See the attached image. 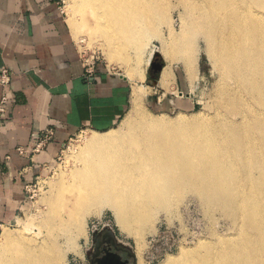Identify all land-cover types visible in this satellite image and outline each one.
Segmentation results:
<instances>
[{
    "label": "bare ground",
    "instance_id": "obj_1",
    "mask_svg": "<svg viewBox=\"0 0 264 264\" xmlns=\"http://www.w3.org/2000/svg\"><path fill=\"white\" fill-rule=\"evenodd\" d=\"M72 2L74 27L88 41H101L106 57L124 64L131 82L142 77L152 38L169 62L183 63L188 76L202 41L217 74V105L230 118H151L141 109L146 92L135 87L123 129L93 132L78 154L79 166L56 186L37 231L30 232L32 224L20 234H4L0 264H66L67 253L78 251L86 218L104 207L140 249L153 211L167 209L186 190L218 203L236 233L183 249L171 264H264V0ZM179 9L184 16L176 30L172 13ZM158 23L165 24L166 39ZM137 263L143 264L141 258Z\"/></svg>",
    "mask_w": 264,
    "mask_h": 264
},
{
    "label": "crops",
    "instance_id": "obj_2",
    "mask_svg": "<svg viewBox=\"0 0 264 264\" xmlns=\"http://www.w3.org/2000/svg\"><path fill=\"white\" fill-rule=\"evenodd\" d=\"M3 68L11 80L0 86V100L7 97L0 113V223H9L28 205L26 187L52 170L75 133L112 130L131 108L135 87L147 86L115 75L97 60L87 73L62 0H0ZM165 68L156 90L169 79L173 109L193 107L178 79L169 70L163 76ZM165 101L157 98L156 104L166 107ZM49 130L51 137L36 150Z\"/></svg>",
    "mask_w": 264,
    "mask_h": 264
},
{
    "label": "rangeland",
    "instance_id": "obj_3",
    "mask_svg": "<svg viewBox=\"0 0 264 264\" xmlns=\"http://www.w3.org/2000/svg\"><path fill=\"white\" fill-rule=\"evenodd\" d=\"M72 4V0H62L67 22L83 57H92L91 60L100 61L110 72L130 80V75L126 72L127 68H125L124 64L110 60L107 58L108 56L106 57L105 47L101 41H88L90 39L84 33L77 31L73 25L75 20L73 18L75 17L70 7ZM179 14L181 15L179 16ZM172 15V25L177 30L180 26V18L182 19L184 15L180 9L173 11ZM158 24L157 27H160L161 36L166 39L168 32L165 24ZM197 43L199 47L193 63V73L192 76H188L181 61L169 62L168 58L166 59L167 56L164 55L165 53L158 39L152 38L149 41L145 47L140 65L142 77L137 76L134 79V83L143 82L148 88L147 90V88L143 89L142 87V90L146 92H143L144 98L141 101V109L145 115L151 118H164L171 122L184 117L188 119L196 117L203 120L210 118L211 121L220 123L222 120L225 121L230 118L226 110L217 105L220 98L217 74L216 71H213L211 61L203 50L204 43L200 40ZM179 48L174 47L173 49ZM151 62L168 68H166V71H170L172 74L170 77L172 79L176 77L182 89L191 94L190 97L194 102L193 107H185L182 110L173 109L174 101L171 99L173 94H170L172 88L170 87L169 79L166 81L167 85L163 86V90L157 91V80L159 79L161 69L156 71L151 68ZM157 98L166 100L167 106L161 107L157 105ZM130 112L131 108L120 121L121 124ZM120 123L111 132L117 131V129L118 131L122 130L123 128L120 129ZM93 132L95 131L82 129L71 137L64 146L52 170L31 186L30 191L27 193L29 201L26 209L15 221L6 223L5 227H3V231L0 234V243H3L2 237L7 232L20 234L21 231L27 230L29 225L36 224L35 228L38 226L37 224H42L44 214L49 207V201L53 200L56 186L63 178H69L68 175L71 169L79 166V162H77L78 154L86 147L85 145H87V141ZM99 133L106 134L108 131ZM187 192L188 190L183 192L184 195L182 194L181 199L175 197V199L171 200L170 203L172 204L170 205L172 207L175 206V208H171L169 205L168 210L158 208L155 209L156 211H153V214H155L153 223L151 224L152 226L147 227L149 230L147 228L144 230L143 234L145 235H142L143 243H141L144 246L140 247L141 250L135 245L133 236L131 237L126 231L120 230L121 227L115 223L114 215L108 208L104 207L100 212L91 214L85 220V234L76 240L77 247L79 246L77 249L79 254L77 252L67 253L65 258L66 264H90V257L94 252L96 240L104 238L105 235L113 237L116 245L129 251L131 254L129 259L130 264H138L137 262H139L140 258L143 264H160L166 261L169 255H172L173 257L167 263L171 264L182 256L178 253L183 251V249L194 250L200 241H205L208 244L217 239L216 237L218 236L227 237L236 233L235 223L231 217L226 216L219 210L220 205L218 203L208 204L207 201L195 193ZM36 231V228L34 230L30 229L31 233ZM137 249L139 251H136Z\"/></svg>",
    "mask_w": 264,
    "mask_h": 264
},
{
    "label": "flooded vegetation",
    "instance_id": "obj_4",
    "mask_svg": "<svg viewBox=\"0 0 264 264\" xmlns=\"http://www.w3.org/2000/svg\"><path fill=\"white\" fill-rule=\"evenodd\" d=\"M109 250L112 252H116L120 255L121 260L125 261L126 264H130L129 259L131 254L127 249H124L118 245H116V241L111 236H104L100 240H96L94 252L90 257V264H98L97 259L105 254V251Z\"/></svg>",
    "mask_w": 264,
    "mask_h": 264
},
{
    "label": "built area",
    "instance_id": "obj_5",
    "mask_svg": "<svg viewBox=\"0 0 264 264\" xmlns=\"http://www.w3.org/2000/svg\"><path fill=\"white\" fill-rule=\"evenodd\" d=\"M91 59H92V57H90V58H85L84 57V61L86 63V71H87V73H90L92 65H93V61L95 60V59L94 60H91ZM10 80H11V72L8 71L5 68L1 69L0 70V86H3V87L7 86L9 84ZM6 101H7V97L5 95H3L1 97V100H0V113L2 111H4V104L6 103ZM51 135H52V131L51 130L46 131L45 134H44L43 139L37 144L36 150L40 149L41 147H43L45 142L51 137ZM31 186L32 185L26 187L27 193L30 191ZM5 225H6V223H0V234L2 233L3 227H5Z\"/></svg>",
    "mask_w": 264,
    "mask_h": 264
},
{
    "label": "water",
    "instance_id": "obj_6",
    "mask_svg": "<svg viewBox=\"0 0 264 264\" xmlns=\"http://www.w3.org/2000/svg\"><path fill=\"white\" fill-rule=\"evenodd\" d=\"M150 66L156 71L160 70L162 67L160 64H157L154 62H151ZM97 263L98 264H126L125 261L121 260V257L119 254H117L116 252L109 251V250H106L105 254L101 256L99 259H97Z\"/></svg>",
    "mask_w": 264,
    "mask_h": 264
}]
</instances>
